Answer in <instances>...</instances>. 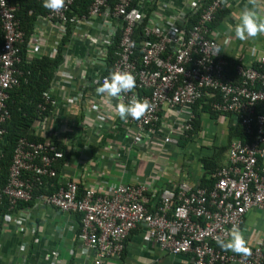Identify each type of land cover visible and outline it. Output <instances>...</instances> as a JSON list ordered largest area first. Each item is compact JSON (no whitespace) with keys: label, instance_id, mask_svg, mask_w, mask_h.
Listing matches in <instances>:
<instances>
[{"label":"built area","instance_id":"2783aa9c","mask_svg":"<svg viewBox=\"0 0 264 264\" xmlns=\"http://www.w3.org/2000/svg\"><path fill=\"white\" fill-rule=\"evenodd\" d=\"M74 2L65 0L60 10H51L46 17H40L36 33L27 42L16 14L18 5L11 0H0V138L11 116L10 92L20 85L24 74L18 66L23 45L30 56L43 52L54 56L70 23L74 35L85 27L98 30L107 46L117 33L114 18L121 16L125 29L114 71L131 73L136 86L131 92L113 98L127 104L135 96L138 101L149 104L139 119L129 118L135 144L145 148L153 139L163 136L166 145L178 146L180 135L193 127L192 105L205 96L219 97L213 109L236 114L250 140H232L228 161L214 174L216 182L212 189L181 181L159 191L154 189V178H150L144 182H118L106 192L85 186L80 193L77 180L60 177L58 190L38 198L60 213L81 215L78 240L87 250L95 252L94 264L120 257L131 231L138 226L147 243H155L172 255L192 253L195 264H263L262 241L246 245L247 254L224 250L218 241H228L231 228L234 225L241 228L251 209L264 207V55H259L258 47L252 45L250 55L258 65L240 62L236 66L239 81L228 77V60L220 52L219 32L210 27L216 12L223 7L222 0L210 2L188 34L182 28L187 13H180L175 20H152L145 30L148 38L143 43L140 60L136 57L133 32L144 14L137 7L130 8L131 0H120L114 10L109 0H93L89 14L82 16L70 15ZM68 63L65 54L63 66L66 68ZM101 73L98 70L94 74L95 87L108 77L101 79ZM61 76L65 78L64 87L70 86L71 73L63 70ZM55 84L58 86L56 79L44 95L45 102L40 104L43 111L53 99ZM81 97L78 93L70 96L67 106L80 102ZM165 104L179 107L187 117L176 134H162L160 125ZM57 117L40 119L35 125L36 133L43 134L46 142L19 140L7 185L0 188V207L5 199L12 208L21 201H31L36 186L45 177L59 174L55 165L67 151L51 142V135L62 132V125L55 127ZM84 160L80 157L74 162L79 166ZM68 165L67 160L63 169ZM152 199L155 209L148 207ZM19 214L17 225L20 226L28 214L26 211ZM4 216L0 210V220Z\"/></svg>","mask_w":264,"mask_h":264},{"label":"crops","instance_id":"0c3cea01","mask_svg":"<svg viewBox=\"0 0 264 264\" xmlns=\"http://www.w3.org/2000/svg\"><path fill=\"white\" fill-rule=\"evenodd\" d=\"M200 1L165 0L161 10L156 13L158 17L155 16L153 21L175 20L180 13L188 14L191 10L200 9ZM222 1L230 12L214 29L219 32L220 52L228 62L229 59H235L239 63L252 64L255 59L251 57L249 47L256 45L259 55H264V34L258 33L256 37L241 41L236 38L234 27L245 9L255 12L259 19H264V0ZM106 50L104 36L98 30L87 27L73 35L67 47L69 63L66 68L62 66L59 70L56 78L58 86L55 84L53 91V114L62 120L61 134L54 135L64 140L67 153L70 154L68 168L62 169L60 177L75 179L84 187H96L102 192L111 191L118 182H144L150 178H154V189L159 191L174 187L181 181H188L198 187L203 172L199 161L202 146L209 149L207 147L225 144L229 127L225 128L226 140L220 144H217V138L207 137L203 144V131L195 137L197 141L186 149L179 145H166L163 136L140 148L131 138L130 119L122 121L115 113L118 101L104 94L98 95L95 91L94 74L98 70L102 71ZM63 70L71 73L70 86L63 85ZM77 93L82 95L80 102L68 107L69 97ZM223 113L216 119L203 113V118L209 124L211 121H224L230 126L239 122L236 114ZM162 117V134H176L178 126L187 118L179 107L167 104L163 107ZM67 132L72 133V139L67 138ZM80 157L86 160L78 166L74 160ZM228 158L229 150L226 162ZM13 211L10 216L5 214L0 220V264H94L95 252L87 250L78 240V214L60 213L44 204L40 198L32 206ZM21 211H26L28 216L19 226L17 218ZM240 230L246 245L258 241L264 243V207L251 209L245 215ZM103 264H195V256L192 253L172 255L155 243H147L143 230L138 226L127 239L124 256L108 259Z\"/></svg>","mask_w":264,"mask_h":264},{"label":"trees","instance_id":"16d2710c","mask_svg":"<svg viewBox=\"0 0 264 264\" xmlns=\"http://www.w3.org/2000/svg\"><path fill=\"white\" fill-rule=\"evenodd\" d=\"M93 0H75L71 7L70 15L82 16L88 15L90 6ZM120 0H109L110 7L114 10L115 6ZM165 0H131L130 8L137 7L144 17L137 21L134 26L133 38L137 43L136 57L140 60L142 58V47L144 41L148 38L146 36V27L154 19L155 13L161 10ZM213 0H201L200 9L191 10L186 16L185 23L183 24V30L185 34L198 23L203 9ZM12 3L18 5L16 12L20 19L21 28L25 31V39L28 42L32 35L37 31V23L40 17H46L51 11L42 7V0H11ZM230 10L223 6L219 9L214 17V20L210 24L212 29H215L219 24L225 20ZM123 17H115L114 21L117 24V33L110 40V44L107 45L105 63L102 66V76H109L110 72H114V64L118 58L117 51L120 45V41L124 34L125 23L122 21ZM74 27L72 24H68L63 39L60 41L57 47L56 54L51 56L48 52H43L39 55H29V51L26 45H23L21 51V61L18 66L23 71L21 77L22 82L10 92V99L8 100V106L11 111L10 118L4 124L5 133L0 138V154L2 159L0 161V188L4 189L7 185L10 168L13 164L14 154L16 146L21 138H28L32 141L46 142L47 138L41 133H36L35 125L38 120L44 118H51L54 114L53 100L48 105L46 110H42L40 104L45 102L44 95L52 86L53 81L57 78L59 70L64 64L65 54L67 47L74 35ZM53 46V42L51 43ZM239 60H230L226 67V73L229 78L235 81H239L236 66ZM257 66L258 63L253 64ZM216 100L220 101V98H211L208 96L203 97L195 104L192 105V110L195 113V117L192 121V129L182 134L179 137V147L188 148L191 143H194L196 136H199L204 130L206 121L203 118V113L210 116L212 119H216L222 115V111L213 109V103ZM260 108H262L260 106ZM229 115L228 112L223 113ZM62 122L60 117L56 118L55 127L59 126ZM67 138H73L72 133L67 132ZM51 142L57 145L58 149L67 151V145L63 139H60L56 135H51ZM242 139L250 140L245 133L244 128L238 122L235 125L229 126V132L227 142L223 145H214L209 148V152L205 153L200 151L199 161L202 164L203 172L200 178V185L202 187L212 189L216 182L214 174L226 164V153L230 148L232 140ZM206 146H202V149ZM211 148V149H210ZM70 158V154L66 152L64 157L56 163V168L59 174L56 177H45L40 184H38L34 190V197L29 202H19L15 208H12L7 199L4 200V204L0 207L3 214H10L17 212L23 206H32L33 202L40 195L51 194L58 190L60 182L61 169L65 162ZM262 161V160H261ZM84 184H80V193L84 191ZM156 197L158 198L157 194ZM155 200H150L148 207H152ZM78 220L81 229V215L78 214ZM140 227V226H139ZM141 228V227H140ZM79 229V231H80ZM142 229V228H141ZM127 242V241H126ZM126 253L125 250L121 253V257Z\"/></svg>","mask_w":264,"mask_h":264},{"label":"clouds","instance_id":"9594fccd","mask_svg":"<svg viewBox=\"0 0 264 264\" xmlns=\"http://www.w3.org/2000/svg\"><path fill=\"white\" fill-rule=\"evenodd\" d=\"M64 3L65 0H42V7L52 11H58L64 6ZM234 32L236 38L241 41L256 37L258 33L264 34V19H259L255 12L245 9L239 16V20L234 27ZM135 86L136 82L131 73L114 71L110 72L109 76L104 78L102 84L95 91L98 95L105 94L109 97L119 98L122 93L131 92ZM147 108H149L147 101H138L133 96L127 104L117 103L115 105V113L122 121H127L128 118L135 120L139 119ZM218 243L224 250L244 254L249 252L246 246V240L237 225L231 228L230 239L228 241H218Z\"/></svg>","mask_w":264,"mask_h":264},{"label":"rangeland","instance_id":"374dc122","mask_svg":"<svg viewBox=\"0 0 264 264\" xmlns=\"http://www.w3.org/2000/svg\"><path fill=\"white\" fill-rule=\"evenodd\" d=\"M227 124H225L224 121L222 122H210L205 125V136L202 137L201 142L204 144L206 137L212 138L216 140L217 138V144L222 143L224 140H226L227 134L225 132V128H227ZM209 149H203L202 152L208 153Z\"/></svg>","mask_w":264,"mask_h":264}]
</instances>
